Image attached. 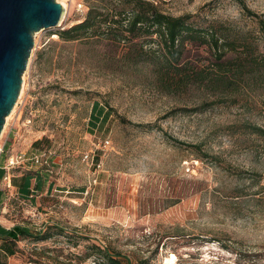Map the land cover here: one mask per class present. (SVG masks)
<instances>
[{
	"label": "rangeland",
	"instance_id": "obj_1",
	"mask_svg": "<svg viewBox=\"0 0 264 264\" xmlns=\"http://www.w3.org/2000/svg\"><path fill=\"white\" fill-rule=\"evenodd\" d=\"M90 1L57 0L58 26L33 35L0 134L30 174L22 193L0 200V233L19 225L33 237L12 255L0 240V264H107L92 246L130 264H264V139L242 130L264 129V83L222 97L160 90L129 65L127 47L54 35ZM151 1L242 34L258 26L240 2L264 19V0ZM43 154L46 165L33 162Z\"/></svg>",
	"mask_w": 264,
	"mask_h": 264
},
{
	"label": "trees",
	"instance_id": "obj_2",
	"mask_svg": "<svg viewBox=\"0 0 264 264\" xmlns=\"http://www.w3.org/2000/svg\"><path fill=\"white\" fill-rule=\"evenodd\" d=\"M240 3L244 11L257 19L256 34H242L224 26L202 27L191 20V15L165 13L156 1L93 0L82 21L54 35L67 43L127 47L126 54L131 59L129 65L147 70L157 80L160 90L173 92L197 86L222 97L250 88L252 80L254 85L264 83V19ZM201 48L209 57L204 61L192 59L191 54L194 52L198 56L197 51ZM242 130L264 139V129L259 126L245 122ZM31 237L16 225L0 233L1 249L6 255H12L14 243ZM92 249H97L107 264H130L129 259L120 258L118 253L109 254L96 246Z\"/></svg>",
	"mask_w": 264,
	"mask_h": 264
},
{
	"label": "water",
	"instance_id": "obj_3",
	"mask_svg": "<svg viewBox=\"0 0 264 264\" xmlns=\"http://www.w3.org/2000/svg\"><path fill=\"white\" fill-rule=\"evenodd\" d=\"M57 0H0V134L18 98L34 33L58 26Z\"/></svg>",
	"mask_w": 264,
	"mask_h": 264
},
{
	"label": "crops",
	"instance_id": "obj_4",
	"mask_svg": "<svg viewBox=\"0 0 264 264\" xmlns=\"http://www.w3.org/2000/svg\"><path fill=\"white\" fill-rule=\"evenodd\" d=\"M6 140L0 143V200L5 197L17 196L22 193L27 176L30 174L24 164L8 169L7 160L17 153L6 148ZM24 169V170H23Z\"/></svg>",
	"mask_w": 264,
	"mask_h": 264
},
{
	"label": "built area",
	"instance_id": "obj_5",
	"mask_svg": "<svg viewBox=\"0 0 264 264\" xmlns=\"http://www.w3.org/2000/svg\"><path fill=\"white\" fill-rule=\"evenodd\" d=\"M107 143V142H106ZM33 162H40L41 165L45 164L46 165V157L45 155H40V156H35L33 158ZM23 161H26V158L24 155H15L12 156L11 158L8 159L7 167L8 169H11L19 164H21Z\"/></svg>",
	"mask_w": 264,
	"mask_h": 264
},
{
	"label": "bare ground",
	"instance_id": "obj_6",
	"mask_svg": "<svg viewBox=\"0 0 264 264\" xmlns=\"http://www.w3.org/2000/svg\"><path fill=\"white\" fill-rule=\"evenodd\" d=\"M62 6V5H61ZM62 8H63V6H62ZM22 89H23V87H22ZM21 93H22V90H21Z\"/></svg>",
	"mask_w": 264,
	"mask_h": 264
}]
</instances>
